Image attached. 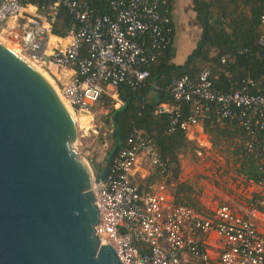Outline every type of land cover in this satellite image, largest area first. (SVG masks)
Here are the masks:
<instances>
[{
  "label": "built area",
  "instance_id": "1",
  "mask_svg": "<svg viewBox=\"0 0 264 264\" xmlns=\"http://www.w3.org/2000/svg\"><path fill=\"white\" fill-rule=\"evenodd\" d=\"M98 1L0 0V34L46 70L76 114L90 117L122 105L116 86L136 89L144 83L146 67L170 43L172 31L166 0ZM59 9L69 17L62 38L50 34ZM258 29V78L221 92L213 90L203 68L194 78L173 80L170 102L153 108L154 116L166 119L167 133L180 132L195 143L188 170L179 158L161 157L136 128L114 147L107 173L94 188L93 235L120 264H264V0ZM210 116L241 130L243 153L255 160L261 180L241 175L237 163L233 169L226 165L202 127ZM146 178L153 181L144 186ZM176 184L190 189L192 205L174 202Z\"/></svg>",
  "mask_w": 264,
  "mask_h": 264
},
{
  "label": "water",
  "instance_id": "2",
  "mask_svg": "<svg viewBox=\"0 0 264 264\" xmlns=\"http://www.w3.org/2000/svg\"><path fill=\"white\" fill-rule=\"evenodd\" d=\"M73 122L54 81L0 41V264H120L93 235L111 154L91 169Z\"/></svg>",
  "mask_w": 264,
  "mask_h": 264
},
{
  "label": "trees",
  "instance_id": "3",
  "mask_svg": "<svg viewBox=\"0 0 264 264\" xmlns=\"http://www.w3.org/2000/svg\"><path fill=\"white\" fill-rule=\"evenodd\" d=\"M89 1L91 5L101 4L98 0ZM260 2L261 0H191L195 20L201 29L199 39L184 62L174 65L171 62L174 55L171 31L170 43L158 51L154 61L146 67L148 78L144 83L136 89L123 84L115 87V93L122 105L108 112L113 142L107 155L126 138L132 128H136L153 140L161 157L176 160V152L187 142L180 132H166V119L153 115L154 106L170 102L168 93L173 80L182 76L194 78L203 68L210 73L213 90L221 92L229 91L240 80L258 78L261 66L253 54L260 49L256 45ZM68 24V15L59 9L51 24L50 34L64 37ZM169 27L172 30L171 24ZM150 94L153 97L147 98ZM202 127L209 136L225 139L233 137L235 144L232 149L228 147L230 150L227 154L238 164V172L255 181L262 179V174L256 170L255 160L243 153V134L234 122L224 121L218 125L210 116L202 123ZM214 143L211 140V145ZM152 181L151 178H146L144 186ZM142 184L141 182L139 187ZM189 193L187 186L176 184L172 192L174 202L192 205L188 198Z\"/></svg>",
  "mask_w": 264,
  "mask_h": 264
},
{
  "label": "rangeland",
  "instance_id": "4",
  "mask_svg": "<svg viewBox=\"0 0 264 264\" xmlns=\"http://www.w3.org/2000/svg\"><path fill=\"white\" fill-rule=\"evenodd\" d=\"M51 40L52 38L50 41ZM10 43H12V41H10ZM97 110L98 109L95 108L94 112ZM97 114L98 113H96V115ZM76 121V138L72 143V148L87 162L91 169L99 171L103 168L105 159L112 148L113 142L111 136L112 127L108 118V112H106L105 115L100 112L99 115L92 117L87 114L77 113ZM208 137L210 142L211 140L215 142L212 144L213 148L224 155L226 165L233 169L234 162L229 154H227L230 150L228 147L232 149L234 146L233 144H235L232 139L233 137L228 139L211 135H208ZM186 142L185 146L176 152V158H179L184 169L188 170L190 166L195 163L196 146L192 141L188 140ZM191 203L193 202L191 201Z\"/></svg>",
  "mask_w": 264,
  "mask_h": 264
},
{
  "label": "crops",
  "instance_id": "5",
  "mask_svg": "<svg viewBox=\"0 0 264 264\" xmlns=\"http://www.w3.org/2000/svg\"><path fill=\"white\" fill-rule=\"evenodd\" d=\"M166 1V14L172 26V47L174 49L171 62L174 65H181L194 48L201 29L195 20L191 0ZM151 97H153L151 94L147 96V98Z\"/></svg>",
  "mask_w": 264,
  "mask_h": 264
},
{
  "label": "bare ground",
  "instance_id": "6",
  "mask_svg": "<svg viewBox=\"0 0 264 264\" xmlns=\"http://www.w3.org/2000/svg\"><path fill=\"white\" fill-rule=\"evenodd\" d=\"M1 35V34H0ZM3 35L0 36V41H2L3 43H5L6 45H8L10 48H12L17 54L21 55L22 57H24L25 59H27L28 61H30L26 56H24V54L17 48V46H15V44H12L10 43V40H8L7 37H2ZM31 62V61H30ZM33 63V62H31ZM34 64V63H33ZM35 65V64H34ZM37 68H39L41 71L45 72L44 70H42L39 66L35 65ZM50 78L51 76L45 72ZM52 79V78H51ZM61 97V96H60ZM63 100V99H62ZM64 101V100H63ZM65 102V101H64ZM71 108V107H70ZM72 109V108H71ZM73 110V109H72ZM74 111V110H73ZM76 117H77V114L76 112L74 111V125L77 124L76 122ZM86 117V116H85ZM76 127V125H75ZM77 129V128H76Z\"/></svg>",
  "mask_w": 264,
  "mask_h": 264
}]
</instances>
